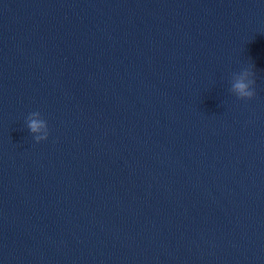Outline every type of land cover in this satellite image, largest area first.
<instances>
[{"label": "water", "instance_id": "water-1", "mask_svg": "<svg viewBox=\"0 0 264 264\" xmlns=\"http://www.w3.org/2000/svg\"><path fill=\"white\" fill-rule=\"evenodd\" d=\"M0 264H264V0H0Z\"/></svg>", "mask_w": 264, "mask_h": 264}, {"label": "clouds", "instance_id": "clouds-1", "mask_svg": "<svg viewBox=\"0 0 264 264\" xmlns=\"http://www.w3.org/2000/svg\"><path fill=\"white\" fill-rule=\"evenodd\" d=\"M253 66L243 69L239 74H234V79L230 91L235 94L238 99L248 100L255 95L254 85L256 83L254 72L251 70ZM27 127L33 134L34 140L39 143L48 137L47 122L41 117L39 112H32L26 118Z\"/></svg>", "mask_w": 264, "mask_h": 264}]
</instances>
